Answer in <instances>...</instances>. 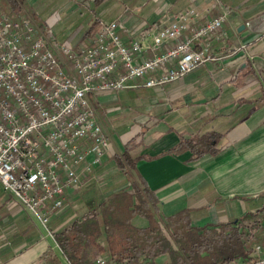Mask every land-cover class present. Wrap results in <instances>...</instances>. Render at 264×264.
<instances>
[{"label":"crops","instance_id":"crops-1","mask_svg":"<svg viewBox=\"0 0 264 264\" xmlns=\"http://www.w3.org/2000/svg\"><path fill=\"white\" fill-rule=\"evenodd\" d=\"M94 1V6L103 2ZM155 4L160 24L186 9L199 12L194 27L228 12L223 27L226 35L209 50L216 60L145 95L142 80L136 81L133 89L93 95L91 100L110 147L99 165L89 166L90 155L76 165L84 199L79 201L80 197L68 190L64 196L66 206L51 214L48 225L43 226L47 235L34 217L18 205L16 209L8 207L6 201L0 207V264H42L49 249L61 261L52 233L82 215L88 202L107 198L130 180L148 191L158 219L189 210L192 225L197 228H217L264 208H247V204L258 201L264 205V0H155ZM24 5L32 8L43 26L60 23L59 36H51L59 44L76 30L71 43L79 44L80 35L89 34L95 23L73 24L79 20L72 13L79 8L75 0L49 1L54 8H47L49 16L43 18L37 11L43 5L41 0H26ZM24 5L22 12L29 13ZM106 14L96 13L94 20ZM112 20L123 24L127 33H138L148 26L134 16ZM127 33L121 34L125 41ZM237 44L246 46L248 57L228 54ZM207 134L218 136L214 155L193 160L189 150L170 152L181 141ZM86 149L84 143L82 150ZM123 154L134 164V169L126 167L125 174L115 161ZM0 191V195L6 194ZM133 224L138 228L147 226L140 217H135ZM154 262L170 261L165 255Z\"/></svg>","mask_w":264,"mask_h":264},{"label":"built area","instance_id":"built-area-1","mask_svg":"<svg viewBox=\"0 0 264 264\" xmlns=\"http://www.w3.org/2000/svg\"><path fill=\"white\" fill-rule=\"evenodd\" d=\"M227 14L194 27L199 12L186 9L138 33H127L117 20L103 21L89 37L80 35L79 46L71 43L77 30L59 44L49 25L42 28L29 13H0L2 191L46 226L63 208L65 193L81 188L76 165L88 155L89 166L99 165L110 147L91 97L136 88L139 80L144 88H161L215 61L209 50L226 35ZM234 53L248 57L244 45L228 51ZM61 262L69 264L62 255ZM92 264L118 263L100 256ZM243 264H264V252Z\"/></svg>","mask_w":264,"mask_h":264},{"label":"trees","instance_id":"trees-1","mask_svg":"<svg viewBox=\"0 0 264 264\" xmlns=\"http://www.w3.org/2000/svg\"><path fill=\"white\" fill-rule=\"evenodd\" d=\"M26 0H7L11 17L22 13ZM18 2L21 4L19 5ZM95 22L91 29H95ZM90 30L89 35L93 33ZM88 34V33H87ZM215 134L181 141L170 152L189 150L193 160L205 154H215ZM115 161L123 174L126 167L134 169L125 154ZM150 203L146 189L129 184L98 202H88L86 211L67 226L52 233L62 257L69 264H92L97 257H107L118 264H156L155 259L167 255L168 264H243L253 261L252 239L259 228L264 230V208L246 213L217 228H197L192 225L191 212L184 210L160 220ZM140 217L144 228L133 224ZM42 264H62L49 249Z\"/></svg>","mask_w":264,"mask_h":264},{"label":"rangeland","instance_id":"rangeland-1","mask_svg":"<svg viewBox=\"0 0 264 264\" xmlns=\"http://www.w3.org/2000/svg\"><path fill=\"white\" fill-rule=\"evenodd\" d=\"M42 4L41 8L39 6L38 13L42 14L41 17H45V16H49V12L46 13L47 11H45L47 8L48 9H53L54 5H48L49 1H56V0H41ZM103 2H99L100 4H96L95 6L93 5L95 3L94 0H75L76 3V7L79 6V8H75V11H73L72 13H74L75 17H77V19H79L77 22L74 21L73 24H80L83 23L85 26H89L90 22L95 21L98 23V26L93 30L91 29V31L93 30V32H95L98 27L99 24L103 21H110L112 19H117L119 18L120 21H123L124 18H126L127 16H134L137 17L138 19H141L145 22V24L147 25H151V24H160L162 23L161 21L158 22V15H156V6H158L157 4H155V0H102ZM19 5H21L18 2ZM45 4V5H44ZM152 4H155V6H153ZM23 7V6H22ZM24 8L30 13V16L43 28V24L39 22L38 20V16L34 15L32 12V8H28L26 5H24ZM164 9V8H163ZM57 10V9H56ZM42 11H45V15L42 13ZM99 12L101 13H107L104 18H100V20H94L96 17L94 16V14H98ZM0 13L1 14H8L9 16H11L10 13V8L8 5L7 0H0ZM109 14V15H108ZM20 16L23 15V12L19 14ZM59 16V15H58ZM40 17V18H41ZM59 18V17H58ZM50 25V24H49ZM225 25V24H224ZM223 25V27H224ZM50 28H47V32H49L50 36H52V34H55L56 36H59L60 31H58V28L61 30V25L60 23H56L55 25L53 23H51ZM90 33V32H89ZM90 35L88 34V37ZM68 39V38H67ZM81 42H83V39L81 41H79V46L81 45ZM175 44L178 41H174ZM173 42L169 43L167 46H173ZM164 49V47L162 48ZM161 49V50H162ZM29 50V48H25V51L27 52ZM155 77V75H154ZM156 89H142V95L146 94V93H152L154 92ZM130 96V94H129ZM82 185V183H81ZM83 190H74L72 191V195L77 194V196L80 197V200H83L84 197H82L83 195L81 193ZM1 192V191H0ZM82 195V196H81ZM4 196V197H3ZM0 197L2 198H7V195H0ZM6 201L8 203V207L10 208H18L17 204L10 198L8 197L7 200H1L0 199V207L4 206V204H6ZM66 206L65 202L63 205V208ZM68 206V205H67ZM87 206V204H86ZM151 206V205H150ZM261 206L264 207L263 203L258 201L256 203H249L247 204V208L250 210H256L259 209ZM80 207V205L78 206ZM152 208V211L155 214V210ZM241 220V219H239ZM48 225V224H47ZM46 225V226H47ZM42 231L45 232V230L43 228L45 227H41ZM45 234L47 235V233L45 232ZM49 237V236H48ZM50 239V238H49ZM252 240V245H251V249H252V253H251V257L253 258V260L255 258H257L258 256H260L263 252H264V232L261 230V228H259L256 232H254V236L253 238H251ZM102 257V256H101ZM107 258V257H106Z\"/></svg>","mask_w":264,"mask_h":264}]
</instances>
